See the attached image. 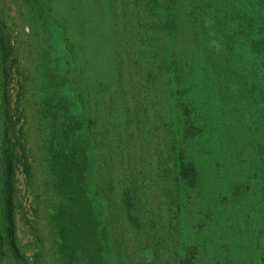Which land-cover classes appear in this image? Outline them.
<instances>
[{
  "label": "rangeland",
  "instance_id": "1",
  "mask_svg": "<svg viewBox=\"0 0 264 264\" xmlns=\"http://www.w3.org/2000/svg\"><path fill=\"white\" fill-rule=\"evenodd\" d=\"M123 1L119 12L124 16L118 19L117 29L126 22V30L134 29L136 33L131 32L134 34L121 47L120 56L96 66L91 64L87 32L97 31L107 44L113 43L109 36L114 20L107 1L102 0L100 8L90 3L87 8L86 0H54L57 16L64 19V28L73 34L79 99L95 115L91 135L100 164L98 172L106 175L112 165V175L120 188L132 189V211L120 199L114 204V195L110 210L104 204L112 262L264 264V65L248 51L239 50L238 57L222 59L201 87L189 73L193 63L187 49L178 45L177 37L174 55L178 56L175 62L180 73L171 77L163 69L161 56L165 53H158L159 58L155 54L167 47L161 45L163 40L155 44L150 35L153 26L149 22L158 14L152 15L142 5L133 10ZM114 2L117 5L119 0ZM77 9L82 21L74 22L69 15ZM28 10L23 0H0V16H15L21 37V69L26 75L21 141L32 166L33 183L28 188L19 167L15 192L18 207L11 234L2 205L0 158V213L7 236L5 264H83L62 251V240L53 222L59 199L47 193L38 105L41 74L36 67L37 62L44 64L45 56L50 54H45V36L32 39ZM21 11L24 18L17 15ZM88 14L94 15L93 23ZM77 26L86 33H74ZM188 29L189 24L181 20L178 33ZM114 72L120 78L117 84L112 82ZM98 79L105 83L102 91L96 88ZM180 87L194 88V93L200 92V100H205L200 130L193 128L188 133L193 138L183 145L198 171L195 187L184 184L177 173L175 140L183 139L175 124L173 102Z\"/></svg>",
  "mask_w": 264,
  "mask_h": 264
},
{
  "label": "trees",
  "instance_id": "2",
  "mask_svg": "<svg viewBox=\"0 0 264 264\" xmlns=\"http://www.w3.org/2000/svg\"><path fill=\"white\" fill-rule=\"evenodd\" d=\"M94 1L86 0L88 6L84 7L89 8V3L93 7L98 4V8L104 5L102 0ZM106 1L108 12L114 20V29L110 30L109 36L113 43L107 44V39L97 31L87 32V38L91 42V64L96 66L120 56L121 47L131 34L136 33L134 29L126 30L129 28L126 22L117 29L118 19L124 16L123 12H119L120 9L122 11V0L117 5L114 0ZM23 2L29 8L27 13L32 26L29 29L32 39H40V34L45 36V47L49 51H45V54H50L45 56L44 64L36 63L41 74L38 105L43 124L41 145L46 161L47 193L59 199L53 213V222L62 240L61 249L81 260L83 264H121L122 261L113 263L110 258L107 239L108 213L105 214L104 204L106 210H110L114 195V204L116 199H120L132 211L135 207L130 197L132 189L120 188L119 181L116 182V177L112 175V165H109L106 175L98 172L100 164L95 157L91 135L95 115H91L79 99L77 83L80 80L74 75L77 51L73 34L64 28V19L57 16L54 0ZM71 3L76 7L73 1ZM123 4L133 10L142 5L152 15L158 14L154 21L149 22V26H153V34L150 35L155 44L159 42V45L163 40L161 45L167 47L155 54L159 58L158 53H165L161 54V61L164 71L171 77L180 73L179 65L175 62L178 56L174 55L177 37L178 45L187 49L193 63L190 64L189 73L194 74L196 85L201 87L205 86V80L215 72L222 59L235 55L238 57L239 50L248 51L264 65V0H124ZM21 13L22 11L17 15L24 18ZM69 16L74 17V22L82 21L78 9ZM88 18L93 23L94 15L88 14ZM181 20L189 24V29L178 33ZM16 25L15 16H0V158L3 170L1 195L5 220L11 234L18 207L15 192L16 172L19 167L23 169L28 188L33 186L32 166L21 141L25 125L22 93L26 75L21 69V37ZM76 28L74 33H86L79 26ZM174 30L175 35H171ZM179 41H182L181 45ZM98 47L102 48L100 52L97 51ZM81 49L82 53H86L83 47ZM112 75V82L117 84L120 78L116 72ZM104 84L98 79L96 88L102 91ZM194 92V88L180 87L173 102L175 124L183 139L182 142L175 140L178 148L177 173L179 179L189 187L197 186L199 175L195 162L186 154L183 145L193 138L188 135L193 128L200 130L198 123L204 117L201 105L205 103V100H200V92ZM2 217L0 213V264H5L7 236Z\"/></svg>",
  "mask_w": 264,
  "mask_h": 264
}]
</instances>
